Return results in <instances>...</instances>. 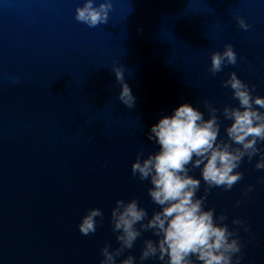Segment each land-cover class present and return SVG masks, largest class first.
I'll return each instance as SVG.
<instances>
[{
  "label": "water",
  "instance_id": "95a60500",
  "mask_svg": "<svg viewBox=\"0 0 264 264\" xmlns=\"http://www.w3.org/2000/svg\"><path fill=\"white\" fill-rule=\"evenodd\" d=\"M82 3L0 0V264H99L106 243L118 247L111 224L117 199H137L149 217L159 210L148 196L150 182L131 172L138 153L158 151L150 127L182 103L205 119L204 99L220 110L235 106L222 84L233 71L264 96V0H112L108 22L95 28L75 19ZM228 43L237 64L212 75L211 53ZM114 66L124 69L134 107L118 99ZM217 115L226 139L231 122ZM259 147L264 151V142ZM258 158L245 157L237 169L243 179L230 191L211 189L205 202L238 228L240 264H264ZM189 174L201 178L200 169ZM249 185L254 191L245 196ZM91 208H100L103 220L84 236L78 225ZM146 238L156 239L143 233L117 261L131 254L140 264Z\"/></svg>",
  "mask_w": 264,
  "mask_h": 264
},
{
  "label": "clouds",
  "instance_id": "9594fccd",
  "mask_svg": "<svg viewBox=\"0 0 264 264\" xmlns=\"http://www.w3.org/2000/svg\"><path fill=\"white\" fill-rule=\"evenodd\" d=\"M112 7V0H100L98 4L96 0H83L75 10V19L95 28L108 22ZM236 21L244 31L251 27L243 17L237 16ZM210 61L209 72L215 75L227 65H236L237 53L228 43L222 52L213 51ZM112 71L121 85L118 99L134 107L135 97L124 80V69L114 66ZM222 84L232 90L235 106L225 105L220 110L204 99L208 112L205 119L203 111L182 103L150 127L148 140L158 145V151L146 158L143 152L138 153L131 172L141 181L150 182L148 196L159 210H153L149 217L137 199H117L111 209V224L118 247L106 243L100 250L99 264H136L137 257L131 254L119 262L117 258L133 249L145 232L156 239H144L140 264L149 259L161 264H240L244 245L238 228L230 229L225 223L227 213L217 216L215 209L205 208V202L211 189L230 191L243 179L237 169L245 157L251 162L258 156L254 167L264 170V151L259 147L264 142V96L253 95L255 86H249L234 71ZM218 112L231 122L224 128L226 139L220 138ZM191 169H200L201 178L190 175ZM201 180L204 194L198 196ZM252 191L254 186L249 185L244 195ZM103 215L100 208L89 209L81 218L79 232L84 236L94 234ZM231 223L245 232L249 229L240 218H233Z\"/></svg>",
  "mask_w": 264,
  "mask_h": 264
}]
</instances>
